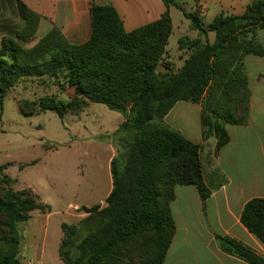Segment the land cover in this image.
<instances>
[{
	"label": "trees",
	"instance_id": "trees-1",
	"mask_svg": "<svg viewBox=\"0 0 264 264\" xmlns=\"http://www.w3.org/2000/svg\"><path fill=\"white\" fill-rule=\"evenodd\" d=\"M162 1L166 8H178L190 28L205 36L203 41L178 40V50L186 51L187 57L177 68L166 55L172 32L167 10L158 20L127 32L112 6L93 4L86 43L69 44L52 28L26 47L39 16L17 0L25 26L15 39L0 41V113L7 93L32 80L67 87L71 95L66 100L57 94L22 99L18 109L26 116L54 110L62 119L67 113L83 112L88 102L124 116L118 130L126 133L125 150L110 160L111 190L105 205L81 207L87 214L84 220L60 226L58 257L63 264H162L175 231L170 211L175 186H194L204 202L223 181L218 172L203 174L201 146L169 128L163 118L178 101L200 104L203 139H215L216 154L228 142L225 126L244 124L248 117L243 61L247 55L264 57V46L254 32L264 29V0H253L240 16L217 15L207 26L196 12H186L174 0ZM209 32L214 34L212 41ZM157 66L165 72H155ZM3 170L0 167V264H30L19 257L18 225L28 222L30 213L49 208L32 191L13 190L14 180ZM240 222L264 243V199L248 201ZM217 243L223 252L248 264H264L230 238L217 237Z\"/></svg>",
	"mask_w": 264,
	"mask_h": 264
},
{
	"label": "crops",
	"instance_id": "crops-1",
	"mask_svg": "<svg viewBox=\"0 0 264 264\" xmlns=\"http://www.w3.org/2000/svg\"><path fill=\"white\" fill-rule=\"evenodd\" d=\"M19 1L39 16L34 38L25 44L26 47L32 46L52 28L58 29L69 44L86 43L91 35L90 9L93 4L112 6L127 32L158 20L167 10L172 22L169 38L173 33V13L180 11L172 5L166 8L162 0ZM174 2L186 12H196L199 17L210 13L213 19L220 14L243 15L253 0ZM16 3L17 0H0V41L2 38L15 39L16 33L25 26ZM254 32L264 46V29ZM188 37L203 41L205 36L194 31ZM207 38L212 41L214 34L209 32ZM180 52L183 63L187 52ZM243 62L249 91L248 117L244 124L225 126L228 142L216 154L215 139H203L200 104L178 101L163 118V123L169 128L179 132L189 142L201 146L199 157L203 174L218 172L223 181L211 190L204 202L194 186H175L174 199L170 203L175 231L162 264H248L223 252L218 246L217 237L230 238L264 259V243L240 222L242 209L248 201L264 199V57L248 55ZM123 122L124 118L119 126ZM114 156L115 152L111 150L109 163ZM211 184L216 182L211 181Z\"/></svg>",
	"mask_w": 264,
	"mask_h": 264
},
{
	"label": "rangeland",
	"instance_id": "rangeland-1",
	"mask_svg": "<svg viewBox=\"0 0 264 264\" xmlns=\"http://www.w3.org/2000/svg\"><path fill=\"white\" fill-rule=\"evenodd\" d=\"M212 16L209 13L200 19L208 25ZM173 22V33L165 49L169 61L179 67L182 53L178 40L194 31L178 10L173 13ZM155 72L165 70L157 66ZM45 94H57L66 100L71 91L53 82L41 85L27 80L5 96L0 113V167L14 180L13 190H30L49 208L46 212H32L28 222L18 225L19 257L30 264H63L58 257L60 226L84 220L87 214L81 207L105 205L111 190L109 153H124L122 140L126 133L118 130L124 116L98 103L88 102L83 112L67 113L62 119L54 110L31 116L19 111L20 100ZM81 233L77 242L87 230Z\"/></svg>",
	"mask_w": 264,
	"mask_h": 264
}]
</instances>
